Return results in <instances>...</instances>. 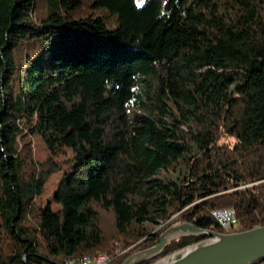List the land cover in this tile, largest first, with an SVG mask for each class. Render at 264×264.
Wrapping results in <instances>:
<instances>
[{"label":"trees","instance_id":"obj_1","mask_svg":"<svg viewBox=\"0 0 264 264\" xmlns=\"http://www.w3.org/2000/svg\"><path fill=\"white\" fill-rule=\"evenodd\" d=\"M89 2L78 18L85 0H0V264H122L115 241L152 247L144 223L175 214L220 233L264 226V0ZM68 149L62 209H43ZM226 208L230 230L213 217Z\"/></svg>","mask_w":264,"mask_h":264},{"label":"water","instance_id":"obj_2","mask_svg":"<svg viewBox=\"0 0 264 264\" xmlns=\"http://www.w3.org/2000/svg\"><path fill=\"white\" fill-rule=\"evenodd\" d=\"M253 66L259 64L253 63ZM188 237L203 239L152 264L264 263V226L241 232L220 233L181 221L161 234L156 245L130 256L122 264H141L158 258L170 242Z\"/></svg>","mask_w":264,"mask_h":264},{"label":"rangeland","instance_id":"obj_3","mask_svg":"<svg viewBox=\"0 0 264 264\" xmlns=\"http://www.w3.org/2000/svg\"><path fill=\"white\" fill-rule=\"evenodd\" d=\"M147 0H137L139 5H143ZM89 0H85L84 4V9L82 12L77 14V17H81L84 15L85 9H88L89 12H92V9L88 8L89 7ZM101 17H104L107 21L108 26L111 29H114L116 26H118V18L117 17H108V13L100 10L99 14ZM232 143V141H230ZM35 147V158L37 162L39 163H44L49 157L50 153L48 148L46 147L45 143L40 139L37 138V140L34 143ZM74 157V153L72 150L68 149L67 153L65 155H62L59 157V162L61 163V170L54 174L45 184V188L43 191V194L38 198V203L41 208L46 209L50 207L53 212H59L62 209V205L57 203L54 199V195L59 187V184L61 181L68 175L71 174L73 171L72 165L69 163H66L68 160H71ZM187 175V170L183 169L178 171L175 174V180L176 182L179 183L180 180H182L185 176ZM151 181V179H149ZM150 198L154 201H158L160 199L159 195L157 193H152L150 195ZM178 214H175L170 217L166 218H159L158 222H146L144 223V227L149 229V233L152 235L155 233H158L159 236L163 234L165 231H167L171 226L174 224L178 223ZM112 218L109 215H103L102 217V225L106 229L107 234H112ZM144 239L139 240L136 244L132 245L131 247H128L127 249H120L122 247V243L115 241V247L117 248L116 254L121 256H126L129 258L130 256L145 250V249H138L139 245L142 244ZM173 242V241H172ZM171 243V242H170ZM150 248V247H149ZM147 249V248H146ZM101 254H106V253H101ZM126 258V259H127ZM112 259V258H111ZM125 259V260H126ZM161 259V258H160Z\"/></svg>","mask_w":264,"mask_h":264},{"label":"built area","instance_id":"obj_4","mask_svg":"<svg viewBox=\"0 0 264 264\" xmlns=\"http://www.w3.org/2000/svg\"><path fill=\"white\" fill-rule=\"evenodd\" d=\"M213 217L224 230H230L238 226V216L234 208L216 210L213 212ZM111 260V257L105 254L104 257H97L95 260L81 258L76 264H109Z\"/></svg>","mask_w":264,"mask_h":264},{"label":"bare ground","instance_id":"obj_5","mask_svg":"<svg viewBox=\"0 0 264 264\" xmlns=\"http://www.w3.org/2000/svg\"><path fill=\"white\" fill-rule=\"evenodd\" d=\"M97 257H104V255H99ZM97 257L87 258V259H84V260H95ZM72 264H76V263H72Z\"/></svg>","mask_w":264,"mask_h":264},{"label":"crops","instance_id":"obj_6","mask_svg":"<svg viewBox=\"0 0 264 264\" xmlns=\"http://www.w3.org/2000/svg\"><path fill=\"white\" fill-rule=\"evenodd\" d=\"M264 264V263H263Z\"/></svg>","mask_w":264,"mask_h":264}]
</instances>
